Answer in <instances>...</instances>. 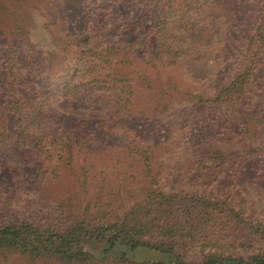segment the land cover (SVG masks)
<instances>
[{"label":"trees","instance_id":"obj_1","mask_svg":"<svg viewBox=\"0 0 264 264\" xmlns=\"http://www.w3.org/2000/svg\"><path fill=\"white\" fill-rule=\"evenodd\" d=\"M57 1L66 55L14 57L20 47L5 28L0 34V182L15 171L35 184L57 181L60 169L77 170L82 149L107 150L117 127L131 133L136 62L207 64L205 77L215 79L205 89L163 97L167 110L180 100L208 113L191 119L175 108L186 120L179 131L161 130V166L141 136L118 155L144 184L115 220L86 213L36 225L1 215L0 251L54 264H264V0ZM28 147L45 152L23 162Z\"/></svg>","mask_w":264,"mask_h":264},{"label":"rangeland","instance_id":"obj_2","mask_svg":"<svg viewBox=\"0 0 264 264\" xmlns=\"http://www.w3.org/2000/svg\"><path fill=\"white\" fill-rule=\"evenodd\" d=\"M57 2V0H0V34L2 35L5 28L3 33H8L11 40L16 41L20 47L15 50L13 48L10 53L12 56L26 55L28 51L30 52L28 55L34 52L47 57L48 60L51 55L58 57L66 55L64 51L66 42L62 40L58 27L53 22V8L56 9ZM18 26L21 30L19 33L16 29ZM14 33L18 34L17 40L13 36ZM158 66L147 68L142 62L130 65L128 84L132 85L134 93L132 98L136 105L133 112L136 116L132 118L126 116L125 119L129 123L127 126L133 130L131 133L123 127H117L112 134L113 139L107 144V150L96 148L90 152L89 149H82L75 160L77 170L74 171L71 167L60 169L58 173L61 177L58 180L55 178L57 181L54 182H49V179L44 184L27 182L20 171H15L17 177L13 179L9 176L0 182V217L5 215L7 218H16L20 221H33L36 225L47 223L60 226L69 220L87 215L93 218L94 222L100 219L113 221L130 208L134 199L138 197L139 182L144 184L143 176L141 172L136 173V168L130 167L128 163L124 161L119 163L118 155L130 154L129 146L133 152L136 137L141 136L143 139L139 141L142 145L139 146H151L160 166L164 164L168 149L165 147L159 150L156 146L159 143L158 137L162 138L164 135L161 130L165 128L173 132L179 131L186 120V117L182 115L179 117L176 114L175 108L186 110L185 114H193L191 119L203 117L208 113V110L203 111L201 107L180 100H176L175 103L173 101L172 109L167 110L170 103L165 102L166 98L163 97L165 92L174 93L178 99L182 92L188 90L199 92L202 86L203 89L206 88L208 78L215 79V72L205 77L208 71H205L207 64L189 66L187 62L171 69ZM176 87L178 91L173 90ZM141 109L148 112L143 114V117L139 114ZM167 115L170 116L166 119ZM155 126L154 135L148 134L149 128ZM140 127H142L140 130L149 131L142 135L137 130ZM126 140L128 143L123 145ZM42 152L44 154L45 151L40 148H24L20 151L21 160L23 162L34 160V157L40 156ZM131 155L138 158L137 155ZM84 160L90 164L88 176L91 180L87 184L84 182L86 175L81 171L85 165ZM87 207L90 212L86 211ZM0 264L54 263L35 261L16 251H0Z\"/></svg>","mask_w":264,"mask_h":264}]
</instances>
